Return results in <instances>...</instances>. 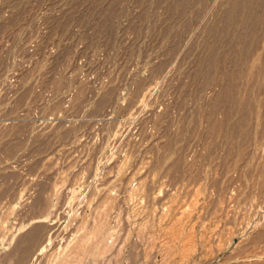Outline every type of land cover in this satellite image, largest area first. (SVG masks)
<instances>
[{"label":"rangeland","instance_id":"1","mask_svg":"<svg viewBox=\"0 0 264 264\" xmlns=\"http://www.w3.org/2000/svg\"><path fill=\"white\" fill-rule=\"evenodd\" d=\"M0 264H264V0H0Z\"/></svg>","mask_w":264,"mask_h":264}]
</instances>
